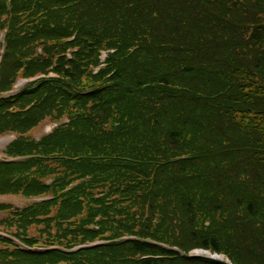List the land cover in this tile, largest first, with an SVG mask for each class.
Returning a JSON list of instances; mask_svg holds the SVG:
<instances>
[{
	"label": "trees",
	"instance_id": "1",
	"mask_svg": "<svg viewBox=\"0 0 264 264\" xmlns=\"http://www.w3.org/2000/svg\"><path fill=\"white\" fill-rule=\"evenodd\" d=\"M0 36V199H41L0 264H264V0H0Z\"/></svg>",
	"mask_w": 264,
	"mask_h": 264
},
{
	"label": "rangeland",
	"instance_id": "2",
	"mask_svg": "<svg viewBox=\"0 0 264 264\" xmlns=\"http://www.w3.org/2000/svg\"><path fill=\"white\" fill-rule=\"evenodd\" d=\"M1 37V36H0ZM65 121V120H64ZM50 127H51V125L49 124V123H43L42 125H40L35 131H33V133L31 134V137L34 139V140H37L39 137H41V136H43L46 132H48L49 131V129H50ZM45 129V131H43ZM43 131V132H42ZM0 156H1V154H0ZM0 200H2V201H4V202H7V203H10L11 205H13L14 207H22L25 203H27V202H31V200L30 201H25V200H23V199H21V198H19V197H17V196H7L6 198H2V199H0ZM0 217H1V215H0ZM195 251H198V250H196V249H194V250H190L189 251V255L190 256H196V255H198V256H205V255H202V254H198L197 252L196 253H194ZM201 251V250H200ZM207 257V256H206ZM220 259H224V257H222V255H220ZM226 259V258H225ZM224 259V261H226Z\"/></svg>",
	"mask_w": 264,
	"mask_h": 264
},
{
	"label": "water",
	"instance_id": "3",
	"mask_svg": "<svg viewBox=\"0 0 264 264\" xmlns=\"http://www.w3.org/2000/svg\"><path fill=\"white\" fill-rule=\"evenodd\" d=\"M198 253V254H202V255H205V256H207V257H209V258H212V259H220V256H217V255H209L206 251H200V250H198V251H195L194 253Z\"/></svg>",
	"mask_w": 264,
	"mask_h": 264
},
{
	"label": "bare ground",
	"instance_id": "4",
	"mask_svg": "<svg viewBox=\"0 0 264 264\" xmlns=\"http://www.w3.org/2000/svg\"><path fill=\"white\" fill-rule=\"evenodd\" d=\"M44 130H45V129H44ZM44 130H43V131H44Z\"/></svg>",
	"mask_w": 264,
	"mask_h": 264
}]
</instances>
